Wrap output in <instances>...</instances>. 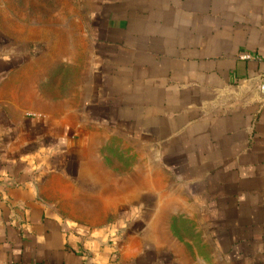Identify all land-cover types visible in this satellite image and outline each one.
<instances>
[{
	"label": "crops",
	"instance_id": "1",
	"mask_svg": "<svg viewBox=\"0 0 264 264\" xmlns=\"http://www.w3.org/2000/svg\"><path fill=\"white\" fill-rule=\"evenodd\" d=\"M93 3V95L78 125L27 64L0 56V264H178L133 235L159 211L134 198L162 197L165 174L217 256L264 264V0ZM93 130L142 149L140 166L120 182Z\"/></svg>",
	"mask_w": 264,
	"mask_h": 264
},
{
	"label": "rangeland",
	"instance_id": "2",
	"mask_svg": "<svg viewBox=\"0 0 264 264\" xmlns=\"http://www.w3.org/2000/svg\"><path fill=\"white\" fill-rule=\"evenodd\" d=\"M93 10V0H0V56L10 58L15 66L27 64L31 76L36 77L33 79L38 80L41 97L53 99L57 115L68 111L74 125L81 122L80 114L93 95ZM86 122L94 124L92 120ZM92 132L90 136L95 134V140L106 144L102 150L104 168L115 175L122 173L120 182L131 174L128 169L140 166L137 158L142 149L110 130ZM163 183L162 197L134 198L135 203L149 199L151 208L159 211L152 214L157 218L152 231L139 227L133 235L139 240L147 236L150 248L159 245L164 256L178 259V264H226L222 256H217L208 230L192 210L183 186L169 174H165ZM158 186L156 181V190ZM119 219L124 226L122 232L130 239L132 234L125 228L129 219L122 213Z\"/></svg>",
	"mask_w": 264,
	"mask_h": 264
},
{
	"label": "built area",
	"instance_id": "3",
	"mask_svg": "<svg viewBox=\"0 0 264 264\" xmlns=\"http://www.w3.org/2000/svg\"><path fill=\"white\" fill-rule=\"evenodd\" d=\"M242 59H248V56H244ZM264 65V63H263ZM261 90H264V71H263V83L261 85Z\"/></svg>",
	"mask_w": 264,
	"mask_h": 264
}]
</instances>
